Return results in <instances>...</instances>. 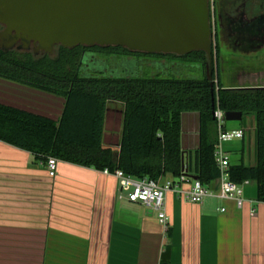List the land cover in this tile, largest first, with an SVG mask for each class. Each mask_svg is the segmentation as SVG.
Instances as JSON below:
<instances>
[{
  "label": "crops",
  "instance_id": "1",
  "mask_svg": "<svg viewBox=\"0 0 264 264\" xmlns=\"http://www.w3.org/2000/svg\"><path fill=\"white\" fill-rule=\"evenodd\" d=\"M0 103L58 120L65 102L0 79ZM246 118V124H225L227 130L243 132L242 139L222 145L231 166L256 164L255 119ZM122 119V106L108 103L105 147L119 148ZM198 146L199 116L182 114L185 170L193 163L188 153ZM186 179L181 188H190L193 178ZM206 187L213 195L200 204L181 200L176 190L165 194L164 233L156 213L130 203L114 177L58 162L51 178L30 153L0 141V264H264V203L256 200L255 184L243 185L247 203L241 210L217 197V180Z\"/></svg>",
  "mask_w": 264,
  "mask_h": 264
},
{
  "label": "trees",
  "instance_id": "2",
  "mask_svg": "<svg viewBox=\"0 0 264 264\" xmlns=\"http://www.w3.org/2000/svg\"><path fill=\"white\" fill-rule=\"evenodd\" d=\"M0 30L2 27L0 26ZM98 62L133 61L148 73L115 77L90 74ZM212 59L202 51L184 56L145 54L119 47H54L53 54L17 49L0 51V79L64 99L58 120L0 103V141L30 153L45 164L48 158L136 178L158 181L167 176L197 178L209 185L219 177L211 137L212 111L240 112L255 119L256 164L229 166L230 180L254 183L256 200L264 203V88H225L220 80L219 48ZM89 57V58H88ZM91 59V58H90ZM168 67L169 74L157 72ZM210 75L212 88L210 86ZM108 103L123 108L119 148L103 145ZM199 116V146L189 152L193 163L181 166V116ZM191 162V161H190Z\"/></svg>",
  "mask_w": 264,
  "mask_h": 264
},
{
  "label": "water",
  "instance_id": "3",
  "mask_svg": "<svg viewBox=\"0 0 264 264\" xmlns=\"http://www.w3.org/2000/svg\"><path fill=\"white\" fill-rule=\"evenodd\" d=\"M0 26L3 52L119 47L151 55L202 51L212 59L208 0H0ZM246 117L225 113L226 122Z\"/></svg>",
  "mask_w": 264,
  "mask_h": 264
},
{
  "label": "built area",
  "instance_id": "4",
  "mask_svg": "<svg viewBox=\"0 0 264 264\" xmlns=\"http://www.w3.org/2000/svg\"><path fill=\"white\" fill-rule=\"evenodd\" d=\"M214 120L217 131V142L215 144V159L219 169V177L217 179L219 190L217 197L221 200L234 202L237 209L241 210L247 201L244 198L243 184H237L230 180L229 176V159L222 149V145L234 140L243 138L241 130H227L225 127V113L219 109L214 111ZM58 161L55 158H48L44 164L49 177L54 178L57 173ZM102 173L107 176L114 177L119 184L120 191L125 194L126 199L130 203L141 204L145 208L156 213L157 220L163 228V232H167L168 218L165 213V194L169 191L176 190L179 198L192 204H200L205 198L213 195L205 185L198 180H193L190 188L184 189L180 185L187 182L185 175H181L177 182L169 180H150L147 178H136L127 175L120 170L109 172L107 169ZM224 212V209H221ZM255 209L250 210V216H254Z\"/></svg>",
  "mask_w": 264,
  "mask_h": 264
},
{
  "label": "flooded vegetation",
  "instance_id": "5",
  "mask_svg": "<svg viewBox=\"0 0 264 264\" xmlns=\"http://www.w3.org/2000/svg\"><path fill=\"white\" fill-rule=\"evenodd\" d=\"M208 10L212 42L218 48L225 44L224 40L234 48L240 47V49L251 51L264 48V0H208ZM90 58L92 62L94 61L93 63H98L94 57ZM257 61L261 63L262 59ZM224 64L219 56L221 83L224 81L244 84L245 80L251 79L252 83L249 85L264 84V82H259V79L264 81V59L261 63L263 65L256 64V67L261 65L262 68H251L254 78L252 76L246 78L240 68L234 67L233 71L226 72L223 68Z\"/></svg>",
  "mask_w": 264,
  "mask_h": 264
},
{
  "label": "rangeland",
  "instance_id": "6",
  "mask_svg": "<svg viewBox=\"0 0 264 264\" xmlns=\"http://www.w3.org/2000/svg\"><path fill=\"white\" fill-rule=\"evenodd\" d=\"M249 51L251 50H245L243 48L240 49V47L234 48L228 43H225L223 46H221L219 48V56H220V61L222 59L226 61L223 67L226 69V72H228V70L233 71L232 69L235 67L236 69L240 68L241 72H243V74L246 75V78L251 77L252 76L251 68L256 67V64H261L263 62L264 56L262 54H264V48L259 51L257 50L251 52ZM260 55L262 56L259 57ZM258 59H262L261 63L257 61ZM89 61H91L90 58L87 60V62ZM261 65L257 66L256 69L262 68ZM155 68L157 72H161L163 74H169L171 72L168 67L157 66ZM148 70L149 68L147 66H143V65L140 66L139 64H136L133 61L118 62V60L115 58H111L109 62L99 61L98 63H96L95 66H90L88 69L90 74L102 72L105 75H111L115 77H120V76L125 77V76L137 75L139 73L146 75L148 73ZM254 77L255 76H252V78ZM259 82H264V81H262V79H259ZM223 83L226 82L223 81ZM251 83H252L251 79L250 80L247 79L244 81L245 85H249ZM235 84L239 85L240 82H236ZM246 122H247V118H244L241 121L242 124H246ZM227 123L236 124L237 122H226V124Z\"/></svg>",
  "mask_w": 264,
  "mask_h": 264
}]
</instances>
